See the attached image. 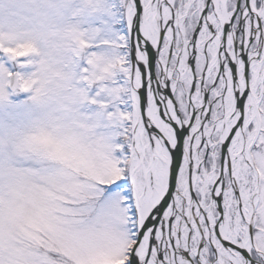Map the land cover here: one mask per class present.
Wrapping results in <instances>:
<instances>
[{"label":"snow or ice","instance_id":"1","mask_svg":"<svg viewBox=\"0 0 264 264\" xmlns=\"http://www.w3.org/2000/svg\"><path fill=\"white\" fill-rule=\"evenodd\" d=\"M0 264H264V0H0Z\"/></svg>","mask_w":264,"mask_h":264}]
</instances>
